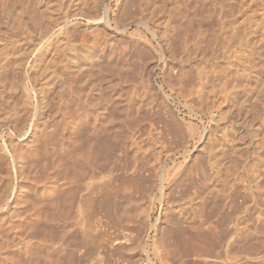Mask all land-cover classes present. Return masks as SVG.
Instances as JSON below:
<instances>
[{
	"label": "rangeland",
	"instance_id": "obj_1",
	"mask_svg": "<svg viewBox=\"0 0 264 264\" xmlns=\"http://www.w3.org/2000/svg\"><path fill=\"white\" fill-rule=\"evenodd\" d=\"M8 2L16 15L18 0ZM19 2L22 34L0 9V46L15 35L28 48L46 158L67 163L110 141L100 165L89 161L111 192L92 221L121 245L90 262L79 248L83 218L45 206L5 220L14 228L0 227V264H264V0H171L161 19L146 0ZM145 20L153 29L159 20L154 36ZM16 101L0 97V115ZM66 120L76 127L62 135Z\"/></svg>",
	"mask_w": 264,
	"mask_h": 264
},
{
	"label": "bare ground",
	"instance_id": "obj_2",
	"mask_svg": "<svg viewBox=\"0 0 264 264\" xmlns=\"http://www.w3.org/2000/svg\"><path fill=\"white\" fill-rule=\"evenodd\" d=\"M8 1H10V0H0V9L3 12L5 10L7 11L6 13L4 12L5 13L4 15L7 18L9 17L8 22H9L10 27L12 25H16V32L18 30L20 32V34H22V29L24 28L23 27L24 21L21 18V16L23 15V12H24L23 3L19 2L20 0H18L19 5L16 8L17 9L16 15H17L18 19L14 20L15 18L13 15H15V14L11 15V13H10L11 10L8 11L9 9H6L9 6V4L11 5V3H9ZM85 1L86 0H84V2ZM146 1L149 3L148 4L149 5V16L153 19H161L162 15L164 13V12H162L163 8H161V7L162 6L168 7V5L171 2V0H152V1L146 0ZM86 2H85V4H86ZM236 2H238V1H236ZM6 14H8V16ZM16 15H15V17H16ZM77 15H80V13ZM12 16H13V20H12ZM81 16L85 17V19L87 18L86 20H90L92 18L89 13L82 14ZM70 17L73 18V16H71V15L69 16V18ZM151 21H152L151 25L156 28L157 25L159 24L158 23L159 20H151ZM104 22L109 23V18L107 17V15H105ZM160 23H161V21H160ZM139 24L142 25L143 27H145V29L147 31H150L153 36L155 35V28L153 29L152 27H150L148 21L145 20L143 22H140ZM13 31H14V29H13ZM253 31H254V29H253ZM253 31H251V33ZM165 33H167V32L164 31V34ZM52 35L50 36V40L52 42H55L57 36H55V34H54L53 35L54 37H52ZM162 35L163 34H161V36ZM14 37H15V35H14ZM14 37H13V35H10L8 41L4 42V44H2L0 46V97H2V96L5 97L6 95H15L17 97V101L15 102L16 105L14 103L13 108H12V106H10L11 108H9V107L6 108L4 113L0 115L1 116V118H0V165H1L2 161H5V163H6V167L4 166L5 170H3V172H6V174L5 175L0 174V227H2L4 224H7V226L5 225V227L7 229V227H9L8 226L9 222L7 223V221L12 220L14 218L16 219V218H18L20 216H24V215H33V214L36 215V214L40 213V211L45 206L47 208H49L51 212L58 213V215L68 216L70 214H75L78 217H80V219L83 218V221H84L82 225L80 224L81 226L79 225V227H78L79 229L76 228L79 230V233H80L79 237L81 236L80 237V239H81L80 243L81 244H80L79 248H80V250H85L87 248V250H88L87 256L89 258L90 257L94 258L95 256H99V254H101V252H99L98 250L103 249V250L107 251L109 248L113 247L114 244L117 245V243L118 244L120 243V241L117 240L116 237H114L115 239L113 238L114 239L113 240V239L109 238L108 236H106L107 234L105 235L106 237L104 235H102L103 233L102 234L100 233V231L98 230V228L95 224V221H92L93 217L96 215L95 211L97 210L98 207H100L102 205V204L101 205H99V204L101 202L104 203V201H102V200H104L106 197L107 189L109 188L110 182L109 183L105 182L106 181L105 180L106 179L105 174H101V175L96 176V177L89 175V168L91 167V164H89V161L92 160L95 165H98V164L100 165L101 164L100 158L108 156L109 154H107V152L113 146L111 143H109L110 142L109 140H108L109 142L107 140L106 141L104 140L101 145L98 144L99 146L98 147L96 146L97 147L96 149H93V147H92V149L88 148V150L86 151L87 153L79 152V153L75 154L76 156L74 155V157H72V159L70 161L68 160L67 163H62V162H59L58 160L48 161V159L46 158L47 157V151H48L47 136L45 135V132L41 128V126H42L41 120H42V115H43V111L41 109V106H43V103H44V98L42 97V90H41V87L38 86L37 84H35L34 82L32 83L31 86H29L27 84L26 80H27V78H29V72H28V66H26V65L28 64L27 63V56H28L29 51L27 50L28 48L24 47L25 45L21 44V42L19 40H16V37L15 38ZM37 39H39V38H37ZM250 40H252V39H250ZM253 43H254V41H253ZM39 45H40V43H39ZM39 45H38V47H39ZM248 45H249V43L247 44V46ZM251 45L252 44H250L249 46L251 47ZM37 48H36V50H37ZM43 48H44V46H43ZM246 48H248V47H246ZM40 50H41V48L38 49L36 59L34 61V64L31 65V69H34L37 66V64L40 62V59H41V51ZM71 63H73V61ZM73 64H75V62ZM74 66H76V65H74ZM80 68L82 70V67H80ZM80 68L77 67V70L79 69V72L81 71ZM8 69L13 71V77H12L13 79H11V78L9 79L8 78L9 76L7 77L6 71H9ZM76 104H78V103H76ZM118 110L120 111V109H118ZM123 110L124 109L121 110L122 113H123ZM125 111H127V109ZM110 113H112V112H110ZM116 115H117V113H116ZM77 117H78V115H77ZM121 117H123V116H121ZM29 118H31V120H32V123H30V124L28 123ZM105 118H106V116H105ZM121 119H123V118H121ZM66 121H68V122H65L61 126V131L59 130L62 133V135H64L65 132L66 133L71 132L76 127L74 122L77 120H74V122L71 120H66ZM122 122H124V121H122ZM125 124L126 123H124V125ZM132 125H133V123H132ZM28 126L30 128L29 130H28ZM125 126H127V125H125ZM124 128H126V127H124ZM120 131H121V129H120ZM39 136L43 142V143L42 142L41 143L43 144L44 156L37 153L39 151L36 149V146L38 147L37 144H40V141H38L39 143L37 142ZM109 144H111L110 147H108ZM113 148H111V149H113ZM111 149H110V151H111ZM2 154H4V155H2ZM6 157H7V159H6ZM2 164H3V162H2ZM25 164L27 166L26 169H25ZM10 173L13 174L14 182H12L13 179L10 177ZM23 174H26V175H24L26 178L23 177ZM27 178L29 179L30 182H28L26 180ZM2 182H4V186H3V184H1ZM110 186H112V183ZM113 186H112V188H113ZM112 188H111V190L114 189V188L113 189ZM117 189H119V188H117ZM108 190L110 192V189H108ZM30 193H32L34 196V200L31 202L27 200ZM110 195H112V194H110ZM216 205H218V204H216ZM219 206H217V207H219ZM201 207H202V204H201ZM214 207H216V206H214ZM212 209L210 208L209 210H211V212H212ZM213 214H214V212H213ZM77 216H76V219L78 220ZM76 219H74L73 221H75ZM5 220H7V221H5ZM18 220H20V218ZM260 221H262V220H260ZM246 222H248V221H246ZM12 223H14V221ZM74 223H75L76 227L79 224V222L77 223V221H76L73 223L71 222V225ZM75 225H73V226H75ZM13 228H10L9 230H11ZM12 231H14V230H12ZM196 233L198 234V232H196ZM182 238H183V236H182ZM0 239H1V237H0ZM198 239H200V238H198ZM181 240H183V239H181ZM114 241H115V243L113 244ZM184 241H186V240L184 239ZM180 242H183V241H180ZM184 243H186V242H184ZM187 243H189V241ZM180 244H182V243H180ZM190 244H189V246H190ZM119 245H121V244H119ZM183 248H181V249L183 250ZM185 248L187 249L189 247L185 246ZM109 250H111V249H109ZM72 258L73 257H71V258L68 257V260H66V262L64 264H71ZM158 258H159V256H158ZM97 259H98V257H97ZM90 260H91V258L89 259V261ZM93 260H96V259H93ZM161 261H162V259H161ZM98 262H100V261H98ZM98 264H100V263H98Z\"/></svg>",
	"mask_w": 264,
	"mask_h": 264
}]
</instances>
